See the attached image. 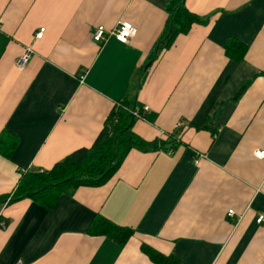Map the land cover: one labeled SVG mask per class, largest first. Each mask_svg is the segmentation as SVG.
<instances>
[{
    "label": "crops",
    "instance_id": "0c3cea01",
    "mask_svg": "<svg viewBox=\"0 0 264 264\" xmlns=\"http://www.w3.org/2000/svg\"><path fill=\"white\" fill-rule=\"evenodd\" d=\"M167 4L0 0V134L16 139L0 153V198L24 171L91 146L118 104L148 107L132 131L158 145L131 148L103 184L49 207L0 204V264H158L143 245L170 264H264V0H185L203 21L158 53ZM121 20L136 28L129 42L93 40ZM230 39L245 45L241 60L226 55ZM103 219L131 235L90 231Z\"/></svg>",
    "mask_w": 264,
    "mask_h": 264
},
{
    "label": "trees",
    "instance_id": "16d2710c",
    "mask_svg": "<svg viewBox=\"0 0 264 264\" xmlns=\"http://www.w3.org/2000/svg\"><path fill=\"white\" fill-rule=\"evenodd\" d=\"M167 11V27L156 45L158 53L168 48L178 34L187 33L194 23L203 21L186 7L185 0H168ZM223 47L226 55L235 60H241L246 52L245 45L233 39L227 40ZM125 107L127 106L112 107L91 146L72 151L50 169H30L21 173L8 202L25 196L49 207L57 196L67 189L103 184L119 167L131 148H156L158 146L156 142L145 141L132 131V124L136 118ZM159 143L162 146L163 142ZM15 144L14 136L0 134L1 154L9 157ZM4 201L5 196L0 198V204ZM92 229L106 234L120 244H123L132 233L131 229L119 227L104 219L100 223L95 222L90 231ZM142 250L158 264H170L169 260H175L145 245L142 246Z\"/></svg>",
    "mask_w": 264,
    "mask_h": 264
},
{
    "label": "built area",
    "instance_id": "2783aa9c",
    "mask_svg": "<svg viewBox=\"0 0 264 264\" xmlns=\"http://www.w3.org/2000/svg\"><path fill=\"white\" fill-rule=\"evenodd\" d=\"M45 28L41 27L36 33H34V37L40 39L43 35ZM136 32V28L128 21L121 20L118 22V24L112 29V30H107L103 25H98L96 26L95 30L93 31L92 38L95 42H103L107 39L109 35H114L115 38L122 42V43H127L129 42L130 38L134 36ZM31 56V48L27 47L24 49V51L19 55V57L16 60V67L18 69H24L25 66L27 65L29 59ZM120 105V104H118ZM148 107L145 106L142 109L140 108H133V109H128L129 112L135 117V118H141L142 112L147 110ZM178 126H181V123H178ZM254 155L256 157L262 158L264 157V151L263 150H256L254 152ZM9 201V198L4 201L6 204ZM233 214V210L230 209L228 210V215L231 216ZM257 223H264V215H258L256 218ZM5 222L0 221V226H4Z\"/></svg>",
    "mask_w": 264,
    "mask_h": 264
},
{
    "label": "water",
    "instance_id": "95a60500",
    "mask_svg": "<svg viewBox=\"0 0 264 264\" xmlns=\"http://www.w3.org/2000/svg\"><path fill=\"white\" fill-rule=\"evenodd\" d=\"M151 62H148L145 66H144V70L150 66ZM114 152H115V148H113V157H114Z\"/></svg>",
    "mask_w": 264,
    "mask_h": 264
}]
</instances>
